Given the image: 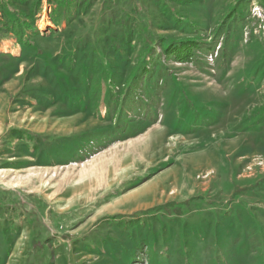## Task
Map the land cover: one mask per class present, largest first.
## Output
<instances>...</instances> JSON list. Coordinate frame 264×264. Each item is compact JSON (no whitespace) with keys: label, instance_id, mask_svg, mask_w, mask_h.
<instances>
[{"label":"rangeland","instance_id":"rangeland-1","mask_svg":"<svg viewBox=\"0 0 264 264\" xmlns=\"http://www.w3.org/2000/svg\"><path fill=\"white\" fill-rule=\"evenodd\" d=\"M263 103L264 0L1 8L0 264H264Z\"/></svg>","mask_w":264,"mask_h":264},{"label":"trees","instance_id":"trees-1","mask_svg":"<svg viewBox=\"0 0 264 264\" xmlns=\"http://www.w3.org/2000/svg\"><path fill=\"white\" fill-rule=\"evenodd\" d=\"M25 2L27 3V0H0V9L2 8L3 10H6V8H7V9L11 10L12 7L19 6L20 4L25 5ZM7 14L8 15L9 14L15 15V12H12V13L8 12ZM22 15L23 16H29L25 12H22ZM21 24H24V23H21ZM20 29H21V27H20ZM258 106L259 105H255L253 107L248 106L247 108H245V110L247 111L248 114L243 113L241 115V117L248 116L249 121L247 122V124H249V126L250 125H258L260 122H262V124L264 125V103L261 105L263 108H259ZM253 108H257L259 112L252 115L251 113L254 112V111H252ZM241 117L237 118V119H239V121L237 120L238 121V129L241 126Z\"/></svg>","mask_w":264,"mask_h":264},{"label":"bare ground","instance_id":"bare-ground-1","mask_svg":"<svg viewBox=\"0 0 264 264\" xmlns=\"http://www.w3.org/2000/svg\"><path fill=\"white\" fill-rule=\"evenodd\" d=\"M44 25H47V23L44 22Z\"/></svg>","mask_w":264,"mask_h":264}]
</instances>
